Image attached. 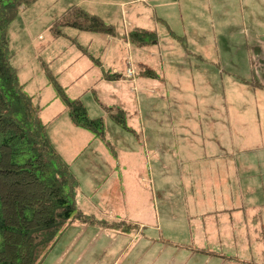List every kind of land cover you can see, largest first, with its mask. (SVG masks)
<instances>
[{
	"label": "rangeland",
	"instance_id": "374dc122",
	"mask_svg": "<svg viewBox=\"0 0 264 264\" xmlns=\"http://www.w3.org/2000/svg\"><path fill=\"white\" fill-rule=\"evenodd\" d=\"M101 1L105 11L94 13L113 25L117 38L69 26L54 38L48 26L79 5L75 0H35L7 28L23 90L78 180L76 207L108 224L145 226V235L158 224L159 213L168 237L207 241L213 235L205 231L215 230V244L219 235L226 250L214 254H222L225 263H264V86L255 56L256 40L264 39V0H182L176 11L163 13L167 23L147 7L142 27L154 30L158 41L142 46L125 39L138 26L137 13L117 0ZM140 63L154 76H142ZM129 66L135 82L125 77ZM52 76L66 96L81 99L90 118H101L108 144L82 127L86 132L76 135L63 122L72 121ZM115 189L123 210L110 204ZM241 197L260 205L259 223L242 211ZM74 222L60 232L42 264L55 263L81 226L87 231L63 263L83 244L89 251L81 263L114 259L109 247L123 255L118 263H161L173 246L166 236L149 234L154 241L148 247L139 236L119 248L99 226ZM202 256L196 253L190 261Z\"/></svg>",
	"mask_w": 264,
	"mask_h": 264
},
{
	"label": "trees",
	"instance_id": "16d2710c",
	"mask_svg": "<svg viewBox=\"0 0 264 264\" xmlns=\"http://www.w3.org/2000/svg\"><path fill=\"white\" fill-rule=\"evenodd\" d=\"M34 1L0 0V264H40L60 232L74 221L122 230L134 227L124 221L109 225L76 207L78 180L50 142L45 123L18 79V71L11 63L7 28L20 8ZM68 26L117 34L113 25L79 6H71L55 18L49 32L57 37ZM126 38L142 46L155 42L157 35L134 27ZM140 73L154 76L143 65ZM52 78L72 123L92 131L108 144L101 118H90L81 99L66 96ZM111 115L119 120L117 115L123 116V111Z\"/></svg>",
	"mask_w": 264,
	"mask_h": 264
},
{
	"label": "crops",
	"instance_id": "0c3cea01",
	"mask_svg": "<svg viewBox=\"0 0 264 264\" xmlns=\"http://www.w3.org/2000/svg\"><path fill=\"white\" fill-rule=\"evenodd\" d=\"M75 1H76L75 3H77L79 5H72V6H79V7L83 8V9H85V10L91 12V13L96 12V13L100 14V11H105V8L102 6L103 2L101 0H75ZM117 1H118V3H120L121 7H123V6L127 7L128 13L132 14V13L136 12L137 15L139 16V18H137L139 23H138V26H135V27L145 29L142 26H144L143 25V21L148 16V12H147V9H146L147 7H148V9L149 8L152 9L153 14L155 16L158 15L157 18L158 17L162 18L167 23V18L164 16L163 13L168 12L170 10L176 11L177 3L178 4L181 3L182 0H117ZM147 1H149V3H147ZM252 2L260 3L259 0H252ZM248 3H251V0H248ZM138 4L141 6V9H142L141 11H140V8L137 7ZM156 5H159L160 14L157 13V10H156V7H155ZM144 6H146V7H144ZM69 7H71V6H69ZM247 9H248V7H247ZM249 10H251V8H249ZM96 13H94V14H96ZM96 15H98V14H96ZM98 16L105 23H107L100 15H98ZM144 16H146V17H144ZM131 21H136V20H132L131 19ZM52 22L50 23V25L52 24ZM181 22H182V25H183V20H181ZM50 25L48 26V29H49ZM130 30H128V31H130ZM148 30H152V29H148ZM185 30H187V29H185ZM128 31L125 33V39H127L126 38V34L128 33ZM152 31H154V30H152ZM174 32L176 33V27H175V31ZM99 33H101V32H99ZM101 34H104V35H107V36H113L112 38H117V36H118V33L117 34L101 33ZM156 35H157V33H156ZM185 35H187V33ZM53 37L56 38L55 36H53ZM57 37H59V36H57ZM127 41H128V39H127ZM157 41H158V36H157V40L155 42H151V44L156 43ZM130 44H132V43H130ZM255 46H256V53H255L256 55L255 56H256V58L258 60L257 61V66H258V68H262L261 69L262 70V74H260V76H259V82L258 83L260 84V86H264V39L256 40ZM139 65H140V71H141V65H143V64L140 63ZM143 66L146 67L145 65H143ZM135 75H136V73H135ZM135 75H133L132 77H128V76H125V77L130 79L132 82H135L134 81ZM142 76H144V75H142ZM108 80H110V79H108ZM114 80H116V79H114ZM132 89H135V86H133ZM60 113L61 112H54L53 115H56V117H58V116H60ZM57 122H59V120ZM63 122L66 123V125L68 124V128L71 131H73L74 134H76V135H83L84 134L83 132H86V131H83V130L79 129L80 127L73 125L72 122L71 123H67L66 119H64ZM53 123L54 122H52V124ZM180 124L182 125L181 122H180ZM80 147H81V145L77 146L78 149H80ZM242 151L243 150L240 149L239 153L242 152ZM234 152H236V151L234 150ZM74 156H75V153H74ZM216 156H220V154H217ZM235 163H236V161H235ZM245 163H246V161H244L243 166H241L243 168V170H245V168H246L245 167ZM239 181L241 183V179H239ZM116 187H117V183H116ZM78 188H79V183H78V186H77V189H76V194H77ZM246 190L249 193H253L255 191L254 189L252 190L249 187H247ZM117 193H118L117 189L112 191V193H111L112 201H110V204H111L112 207H114L115 210L116 209L123 210L124 209L123 208V206H124L123 205V201H122V199H120V198L118 199L117 198L118 197ZM76 194H75V196H76ZM114 195H115V197H114ZM252 200L253 199L251 197L250 198L241 197V203L243 204L241 209L247 215H250L249 212L253 213V215L256 216L255 217L256 223H259L261 221V217L259 218V214H258V217H257V212H261L259 210L260 209V205L257 204V202L252 201ZM110 204H108V206ZM115 210H112V211L114 213H117V212H115ZM121 212H123V211H121ZM157 214H158V224H156V226H152L151 225L152 227H150V228H152V229L151 230L148 229L147 235L144 234L145 233L144 231L146 229L145 226L141 227V226H139V225H137L135 223L127 222V221H126V223L134 225V227L132 229L122 230V229H119V228L117 229V228H113L111 226H102V225H98V224H86V225L99 226L104 231L105 237L108 240H111V241H109L110 244L112 245V243H115V245L118 246L119 248H122V245L126 246L128 243L134 242V238L137 239L139 236H144L145 241L142 240V245L145 244V245H147V247H148V244H151L154 241L152 238L148 237L149 234H154V235L159 234V236H161L162 238H163V236H166L168 238V240L171 241L173 246H171V250L167 252L168 253L167 256L165 257V255H164L163 260H162L161 263H151L153 261V259H147V260H144V259L142 260L141 259L140 260L141 263H118V262H116V259L118 257L122 258L123 255L122 254L117 255V250L115 248H113V247H109L107 252L110 253L111 257L114 256V259L113 258L112 259H107L106 263H99V262H96V261H94L93 263H81L82 262V258L84 256L83 255L84 251L88 250V246L86 244H83L82 248L81 247L78 248V251L76 252V254H74L72 256V259H70V261L68 263H63L66 260V258L68 257V254L72 251V249H74V248L76 249V246L81 243L82 237L87 231V230H85V228L83 226H81L78 232L74 233L71 237L68 236L69 238H68V241L66 242V245H63L64 248H63V251H62V256L60 258H58L55 261V263H52L53 259H51V261H50L51 263H47V264H264V263H225V260L223 259L222 254H219V253L217 255L214 254L215 251H220L221 253H225V250H226L225 247H223L221 245V243H220V238H219L220 236L219 235H218V239H217L218 245L215 244V239H214V235H215L214 231L215 230L211 231L209 229V231H205V232H208L209 234L213 235V238L212 239L209 238L207 241L205 239L200 240L197 237H194L193 241H192L191 237L188 240H181V241L180 240H175V239H173L171 237H168L166 235V233H165L166 228H164V226L160 222L159 213H157ZM90 215H92V214H90ZM116 215H118V214H116ZM114 222L115 221H113L112 223H114ZM72 223H75V222H71L70 224H72ZM82 224H85V223H82ZM68 226H69V224L66 227H68ZM261 226H262V224H261ZM140 238L142 239V237H140ZM196 242H198V243L195 244ZM55 243H56V241L54 242V244L50 248V250L55 248V245H56ZM210 245H213V246H210ZM215 245L219 246L220 248H214ZM159 246L161 247V244ZM190 246H192V247H190ZM188 247H190V249H188ZM180 249L185 250V251H182L181 255L178 256L176 254V251L180 250ZM93 250H94V248H93ZM93 250H91V251H93ZM48 252H47V254H48ZM196 253H200L203 256L202 257H198L194 261H190V257L191 256L194 257V254H196ZM45 257H48V256H45ZM109 261H111V262L109 263ZM59 262H61V263H59ZM40 264H42V262Z\"/></svg>",
	"mask_w": 264,
	"mask_h": 264
},
{
	"label": "built area",
	"instance_id": "2783aa9c",
	"mask_svg": "<svg viewBox=\"0 0 264 264\" xmlns=\"http://www.w3.org/2000/svg\"><path fill=\"white\" fill-rule=\"evenodd\" d=\"M134 74V70L131 67H128L127 71H126V75L127 76H132Z\"/></svg>",
	"mask_w": 264,
	"mask_h": 264
}]
</instances>
